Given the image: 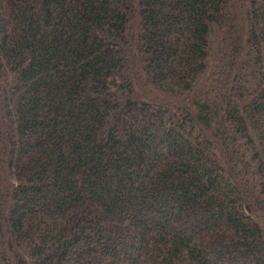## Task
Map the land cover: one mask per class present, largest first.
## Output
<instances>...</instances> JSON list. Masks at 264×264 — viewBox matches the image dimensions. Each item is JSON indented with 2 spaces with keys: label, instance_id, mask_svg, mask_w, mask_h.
<instances>
[{
  "label": "trees",
  "instance_id": "obj_1",
  "mask_svg": "<svg viewBox=\"0 0 264 264\" xmlns=\"http://www.w3.org/2000/svg\"><path fill=\"white\" fill-rule=\"evenodd\" d=\"M0 264H264V0H0Z\"/></svg>",
  "mask_w": 264,
  "mask_h": 264
}]
</instances>
